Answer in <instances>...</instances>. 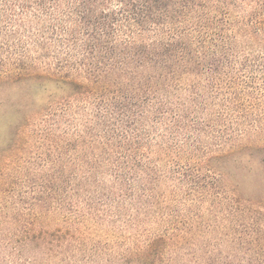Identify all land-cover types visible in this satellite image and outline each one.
I'll return each instance as SVG.
<instances>
[{"label":"rangeland","instance_id":"obj_1","mask_svg":"<svg viewBox=\"0 0 264 264\" xmlns=\"http://www.w3.org/2000/svg\"><path fill=\"white\" fill-rule=\"evenodd\" d=\"M259 5L233 0L216 48L75 94L34 9L0 17V264H264Z\"/></svg>","mask_w":264,"mask_h":264},{"label":"trees","instance_id":"obj_2","mask_svg":"<svg viewBox=\"0 0 264 264\" xmlns=\"http://www.w3.org/2000/svg\"><path fill=\"white\" fill-rule=\"evenodd\" d=\"M232 4L233 0H0V17L11 21L34 9L39 15V45H59L64 66L78 64V72L85 74L83 82L68 76L58 80L75 94L87 89V81L94 87L111 78H128L173 63L187 48L224 44L233 29ZM257 10L260 13L251 14L240 28L264 40V5ZM42 79L47 77L39 75ZM4 170L0 161V193L6 191Z\"/></svg>","mask_w":264,"mask_h":264}]
</instances>
